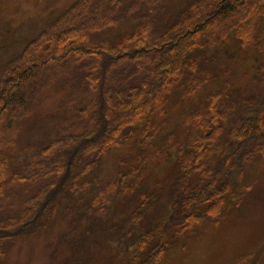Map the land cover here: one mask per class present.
<instances>
[{
  "label": "trees",
  "instance_id": "obj_1",
  "mask_svg": "<svg viewBox=\"0 0 264 264\" xmlns=\"http://www.w3.org/2000/svg\"><path fill=\"white\" fill-rule=\"evenodd\" d=\"M244 4L241 18L224 21ZM80 14L87 23L77 26L78 46L50 55L60 26ZM34 35L12 56L0 42V118L8 114L12 125L0 141V258L4 244L44 230L74 202L88 220L121 226L126 264H161L176 236L225 213L236 176L264 152L260 96L247 99L236 84L204 75L216 46L260 44L264 0H190L178 8L165 0H74ZM255 67L253 76L264 63ZM202 87L208 94L201 101ZM55 89L69 90L54 115L58 134L20 163L19 131L39 119ZM178 96L190 103L174 122ZM108 154L119 156L115 175L103 179L96 169ZM160 163L163 180L144 189L147 168ZM163 194L168 208L150 220L147 211ZM127 197L133 207L114 222L116 203Z\"/></svg>",
  "mask_w": 264,
  "mask_h": 264
},
{
  "label": "rangeland",
  "instance_id": "obj_2",
  "mask_svg": "<svg viewBox=\"0 0 264 264\" xmlns=\"http://www.w3.org/2000/svg\"><path fill=\"white\" fill-rule=\"evenodd\" d=\"M73 1L0 0V42L6 49L5 52L12 49L15 51L10 54L11 56L18 53L28 39L33 38L39 29ZM188 1L190 0H165L170 8L183 7ZM248 11L249 6L244 4L235 13L225 17L224 21H235ZM158 17L161 19L163 14ZM75 20L73 23L60 26L57 32L58 40L50 50L53 57L55 53L66 52L69 48L78 46L76 35L80 29L77 26L81 21L82 24L87 22L83 14L75 16ZM57 43L60 46H57ZM170 43L168 41L165 45L168 46ZM222 44L210 52L216 59L211 58L204 70L205 77L219 78L236 84L234 87L239 96L243 95L248 97L247 99L259 95L260 97L254 100L259 103L257 107L264 110V83L259 85L262 72L260 70L257 76L249 72V69L259 70L255 65H262L264 53L261 54L260 48L264 46V37L262 36L260 44L246 48H241L235 43ZM143 51L151 53L148 49ZM153 62L154 66L158 67L157 61ZM31 66L30 61L29 70ZM142 68L144 76L151 74L150 64L145 63ZM251 79L254 82H251ZM68 92L67 89H55L45 95L38 109L39 119L24 125L19 131L18 145L21 151L15 152L17 161L21 163L34 160L38 149L32 151L31 147L44 146L46 142L56 138L58 132L55 128L59 120L54 115L59 114V104L64 102ZM205 92L208 94L202 87L196 99L202 101ZM232 93L236 95L234 90ZM143 98L151 99L147 93ZM175 103L172 110L174 122L180 119L190 101L189 98L180 99L178 96ZM116 110L118 114L123 112L121 109ZM8 117V114H4L0 118V133L3 134L0 141H4L5 136L11 132L12 125ZM172 119L169 125L172 124ZM169 125H165V128L168 129ZM62 129H65V132L62 131L58 136L67 132L66 128ZM165 132L164 130L163 135ZM14 144L11 147H14ZM24 147L28 148L25 150ZM119 151L120 154L121 151L124 153L122 148ZM118 156L108 154L96 169V174L103 179L112 178L115 175ZM162 163L152 170L150 169L152 165L147 168V177L143 180L144 189L152 190L163 180L165 174L163 167L160 168ZM154 169L158 170L154 172ZM242 171L243 173L235 178L225 213L216 221L206 222L191 232L189 230L184 235L181 233L176 236L173 245L169 246L172 250L163 256L161 264H264V152L257 154L250 163L247 162ZM133 204L132 197L118 201L112 215L114 222L125 217L124 214L133 207ZM165 207L168 208V203L165 202L163 194L161 200L147 211L149 217L152 216L149 219L153 220L158 214L161 215ZM82 212L83 210L80 211L74 202L63 206L55 214L59 215L58 218L44 230L18 238L11 244H4L5 252L0 258V264H126L128 256L121 250L119 244L122 236L121 226L111 227L106 219L88 220ZM80 217L82 219L76 221ZM76 224H79L77 228ZM133 250L130 249L131 253Z\"/></svg>",
  "mask_w": 264,
  "mask_h": 264
}]
</instances>
